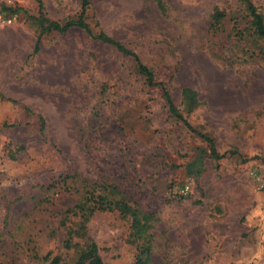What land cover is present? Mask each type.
<instances>
[{
    "label": "rangeland",
    "instance_id": "374dc122",
    "mask_svg": "<svg viewBox=\"0 0 264 264\" xmlns=\"http://www.w3.org/2000/svg\"><path fill=\"white\" fill-rule=\"evenodd\" d=\"M39 1L47 20L79 13L80 0ZM250 2L264 23V0ZM21 7L0 28V264H73L89 241L103 264H133L129 217L97 196L150 217L148 264H264V41L241 5L89 0L90 33L136 54L150 87L77 29L43 33L33 53L38 4ZM160 84L222 159L168 116Z\"/></svg>",
    "mask_w": 264,
    "mask_h": 264
},
{
    "label": "trees",
    "instance_id": "16d2710c",
    "mask_svg": "<svg viewBox=\"0 0 264 264\" xmlns=\"http://www.w3.org/2000/svg\"><path fill=\"white\" fill-rule=\"evenodd\" d=\"M38 4V32L36 34L34 43H33V53H36L38 51V43L39 38L43 33H47L48 31H54L56 33H63L68 31L69 29H77L84 33V35L95 41L100 43H106L110 46H112L117 53H119L122 56L130 57L135 66L137 75H139L142 78L143 83L150 87L152 85H155V82L153 80L152 70L149 69L147 66L141 63L139 58L136 54L133 52L127 50L125 47L120 45L116 40L111 39L107 37L102 31H98L96 34L92 35L90 33V30L86 23L84 22V14L85 11L89 5V0H80V8L78 15L71 20L63 21V22H57L52 20L44 19L43 14L41 12V4L39 0H35ZM239 5L243 8L244 13L247 15V17L250 19L248 27L251 31V33L256 36L257 38L264 41V26H263V16L260 12L257 11L256 7L251 4L250 0H236ZM22 8L20 9L19 17L23 15ZM22 13V14H21ZM19 19V18H18ZM215 22L219 21V18L214 15ZM160 95L163 99L164 105L166 107L167 114L170 118L173 120L179 121L182 124V127L192 134H194L197 138H199L201 141L205 142L206 148L208 150V155L213 158L220 160L224 157V154L218 155L215 148L213 147L212 140L207 137L206 135L199 134L195 132L189 125V123L186 121V119L181 115V113L177 110V108L174 106L171 97H169L166 88L160 84L159 85ZM179 97L181 98V102L183 103L184 108L191 112L199 105V102L197 100V97L195 93L188 89V88H182L179 91ZM42 121L40 120V124ZM203 151L199 153L198 157L195 159L196 162H199L202 158ZM97 201L99 203H103L106 206H103L104 209H111L112 206L119 212L121 215H126L130 219V226L128 227V238L129 242L131 243H138L140 241L141 248L139 250L140 256L136 257L133 264H148L149 258H150V252H149V244H150V236L146 232L148 228V222L150 217L147 215H140L136 211L131 210L125 203L119 202V201H110L107 200L103 196H97ZM80 211L83 210V207L79 206ZM96 210L99 209V207L95 208ZM86 219H84V222L86 223ZM60 261V258L58 256H53L50 258L48 264H58ZM73 264H103L102 260L100 259L98 253H96V247L93 242H90L86 245L85 249L80 252L78 257L76 258L75 262Z\"/></svg>",
    "mask_w": 264,
    "mask_h": 264
},
{
    "label": "built area",
    "instance_id": "2783aa9c",
    "mask_svg": "<svg viewBox=\"0 0 264 264\" xmlns=\"http://www.w3.org/2000/svg\"><path fill=\"white\" fill-rule=\"evenodd\" d=\"M22 0H0V28L10 26L19 18ZM187 187H181L178 194L183 195Z\"/></svg>",
    "mask_w": 264,
    "mask_h": 264
}]
</instances>
